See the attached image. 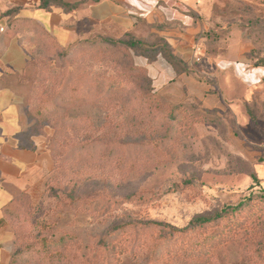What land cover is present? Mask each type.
Instances as JSON below:
<instances>
[{"label": "rangeland", "instance_id": "374dc122", "mask_svg": "<svg viewBox=\"0 0 264 264\" xmlns=\"http://www.w3.org/2000/svg\"><path fill=\"white\" fill-rule=\"evenodd\" d=\"M200 17L208 26L204 31L211 38L206 50L223 51L226 38L239 32L252 45L253 61L264 57V0H207ZM94 37L128 39L124 34ZM43 51H34L33 56L37 57L34 60L32 56L25 70L29 107L36 102V92L48 93L53 84L60 83L64 68L72 67L61 58L57 62L52 52L44 55ZM139 55L151 57L152 53L98 42L78 63L100 76L119 78V71H125L130 64L136 65L134 58ZM126 76L130 82L117 88L114 105L95 102L69 108L71 116L85 122L80 139L91 135L122 142L142 141L166 134L164 123L151 122L148 112L134 108V99L145 85L144 80L132 72ZM154 93L165 102L182 104L184 109L183 116L171 128L172 140L166 142L167 157L130 171L69 165V169L57 172L53 165L41 188L22 193L10 211L12 251L26 247L44 224L50 225L56 234L67 231L79 239L68 243L71 257L78 254V246H85L81 252L90 256L95 240L117 224L158 221L185 227L196 215L212 213L226 203H236L252 187L264 189V82L253 90L250 98L240 100L241 108L237 112L208 110L197 100ZM247 109L254 114V119ZM35 121L42 128L47 126L48 142L53 127L46 121ZM71 196L103 197L111 203L100 215L80 207L61 211L58 201ZM137 229L114 239L115 264H144L146 252L159 234L156 229ZM261 256L263 261L253 257L252 264H263L264 252ZM22 258L19 264H27L32 256ZM191 261L176 257L171 264H196Z\"/></svg>", "mask_w": 264, "mask_h": 264}, {"label": "crops", "instance_id": "0c3cea01", "mask_svg": "<svg viewBox=\"0 0 264 264\" xmlns=\"http://www.w3.org/2000/svg\"><path fill=\"white\" fill-rule=\"evenodd\" d=\"M206 5L207 0H87L68 11L55 3L43 7L41 0H0V264H9L12 253L7 206L18 194L40 189L53 166L47 126L30 116L25 92L38 30L62 47L125 33L151 45L165 42L187 71L177 70L158 50L136 56L154 91L197 100L208 110L237 112L240 100L264 82V65L252 63V45L239 32L226 38L223 51L206 52L202 33L208 26L200 17Z\"/></svg>", "mask_w": 264, "mask_h": 264}, {"label": "trees", "instance_id": "16d2710c", "mask_svg": "<svg viewBox=\"0 0 264 264\" xmlns=\"http://www.w3.org/2000/svg\"><path fill=\"white\" fill-rule=\"evenodd\" d=\"M84 1L87 0L70 4L61 0H41V5L48 7L52 3L61 4L70 11ZM208 33V31L202 33L206 49L211 39ZM124 35L128 39L93 37L62 47L49 34L38 30L36 50L43 49L44 55L52 52L57 62L61 58L72 65L71 69L64 68L60 83L53 84L48 93L37 90L36 102L29 107V112L36 120L46 121L53 127V134L48 138L47 150L53 160L54 171L63 172L69 169V165H93L96 168L130 171L140 165L153 164L167 157L165 145L172 140L171 128L183 116V105L165 102L154 93L145 69L138 65L130 64L125 71H119L117 75L119 78L111 76L106 78L105 75L100 76L98 72L88 70L78 63L92 46L98 42H105L140 48L147 54L161 51L177 70L187 71L184 62L173 55L165 42L151 45L131 33ZM206 52L211 53L208 50ZM36 57L35 54L33 59ZM250 59L254 65H264V57L253 61L250 54ZM127 72L140 75L145 82L134 99V108L138 112L142 110L148 112L151 122L164 123L166 134L158 139L149 137L142 141L122 142L106 136L91 135L80 139L81 129L86 128L85 122L80 117L71 116L69 108L95 102L114 105L117 88L130 82V77L126 76ZM248 114L251 119L255 118L251 111H248ZM254 181L260 186L256 179ZM21 194L12 199L7 206V219ZM58 203L59 209L63 212L80 207L91 213L99 212L100 215L101 212L108 210L111 201L103 197L71 196L59 200ZM40 228L26 247L12 251L9 264H19L24 255L32 256L27 264H115L114 239L121 233L136 231L137 228L156 229L159 234L148 248L144 264H171L176 257H181L187 262L192 260L191 262L196 264H252L253 257L263 261L261 253L264 252V189L252 187L236 203H226L212 213L196 215L185 227L158 221L117 224L104 236L95 240V249L90 256L81 252L85 246L82 248L78 246V254H73L72 257L69 255L68 250L71 249L68 248V243L79 242L72 233L62 231L56 234L50 225L46 227L44 224H41Z\"/></svg>", "mask_w": 264, "mask_h": 264}, {"label": "built area", "instance_id": "2783aa9c", "mask_svg": "<svg viewBox=\"0 0 264 264\" xmlns=\"http://www.w3.org/2000/svg\"><path fill=\"white\" fill-rule=\"evenodd\" d=\"M195 51H199L200 50V45L199 44H196L195 47H194ZM194 59L195 60H199L198 56H194Z\"/></svg>", "mask_w": 264, "mask_h": 264}]
</instances>
